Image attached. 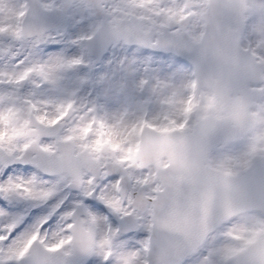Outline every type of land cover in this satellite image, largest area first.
<instances>
[{"label":"snow or ice","instance_id":"snow-or-ice-1","mask_svg":"<svg viewBox=\"0 0 264 264\" xmlns=\"http://www.w3.org/2000/svg\"><path fill=\"white\" fill-rule=\"evenodd\" d=\"M0 264H264V0H0Z\"/></svg>","mask_w":264,"mask_h":264},{"label":"rangeland","instance_id":"rangeland-1","mask_svg":"<svg viewBox=\"0 0 264 264\" xmlns=\"http://www.w3.org/2000/svg\"><path fill=\"white\" fill-rule=\"evenodd\" d=\"M115 54L117 56L120 55L119 52H116ZM108 59H106V63H104L97 71L92 70V68H91V71L96 77L108 76L111 79L116 80V81H127L130 86V97L126 101L124 100V98H121V99H122V102L134 104L136 93L131 90V86L134 84L136 80L139 79V72L134 67H129L125 70H119L117 68H110L107 63ZM86 62H88V60ZM81 75H85V73L81 71Z\"/></svg>","mask_w":264,"mask_h":264},{"label":"water","instance_id":"water-1","mask_svg":"<svg viewBox=\"0 0 264 264\" xmlns=\"http://www.w3.org/2000/svg\"><path fill=\"white\" fill-rule=\"evenodd\" d=\"M98 43H99V41H97L96 45H98V47H99L100 45H99ZM96 45H95V46H96ZM95 46H94V47H95ZM99 61H100V60L97 58V62H96V63H99Z\"/></svg>","mask_w":264,"mask_h":264}]
</instances>
